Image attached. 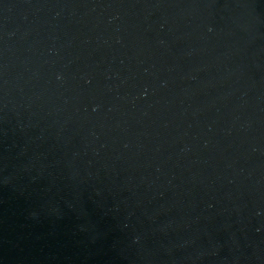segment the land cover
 <instances>
[{
    "label": "water",
    "instance_id": "obj_1",
    "mask_svg": "<svg viewBox=\"0 0 264 264\" xmlns=\"http://www.w3.org/2000/svg\"><path fill=\"white\" fill-rule=\"evenodd\" d=\"M0 264H264V0H0Z\"/></svg>",
    "mask_w": 264,
    "mask_h": 264
}]
</instances>
